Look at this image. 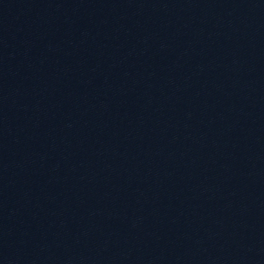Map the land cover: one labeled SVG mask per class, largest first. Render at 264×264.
I'll return each instance as SVG.
<instances>
[{
  "label": "water",
  "instance_id": "water-1",
  "mask_svg": "<svg viewBox=\"0 0 264 264\" xmlns=\"http://www.w3.org/2000/svg\"><path fill=\"white\" fill-rule=\"evenodd\" d=\"M0 264H264V0H0Z\"/></svg>",
  "mask_w": 264,
  "mask_h": 264
}]
</instances>
